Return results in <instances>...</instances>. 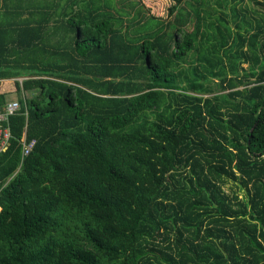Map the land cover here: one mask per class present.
Listing matches in <instances>:
<instances>
[{
    "label": "trees",
    "instance_id": "1",
    "mask_svg": "<svg viewBox=\"0 0 264 264\" xmlns=\"http://www.w3.org/2000/svg\"><path fill=\"white\" fill-rule=\"evenodd\" d=\"M242 1L0 0V81L25 78L0 264H264V0Z\"/></svg>",
    "mask_w": 264,
    "mask_h": 264
},
{
    "label": "built area",
    "instance_id": "2",
    "mask_svg": "<svg viewBox=\"0 0 264 264\" xmlns=\"http://www.w3.org/2000/svg\"><path fill=\"white\" fill-rule=\"evenodd\" d=\"M18 79L24 80L25 78H17L14 80H18ZM22 99L24 100V96L22 97ZM24 106H25L24 116H27L26 105ZM19 110H20V103L18 101L8 102L2 107V109H0V154L5 152L10 144L11 131L9 128V117L16 114ZM34 143H35V140L26 142L25 134H24V137L22 139V155H27L33 148ZM5 184L6 182L1 184L0 189Z\"/></svg>",
    "mask_w": 264,
    "mask_h": 264
},
{
    "label": "rangeland",
    "instance_id": "3",
    "mask_svg": "<svg viewBox=\"0 0 264 264\" xmlns=\"http://www.w3.org/2000/svg\"><path fill=\"white\" fill-rule=\"evenodd\" d=\"M262 1V0H259ZM141 2L148 8V12L151 15L154 16H160V17H165L167 15V8L168 6L171 4V0H141ZM210 3L212 4V6H214L213 0H210ZM242 3H248L247 0L242 1L240 4ZM249 8L251 10H254L255 12H258V7L256 4H254V2H250ZM262 10L264 11V7L262 8ZM227 14H229L228 11H226ZM228 19H230L229 17H227ZM230 25L233 26V23H230ZM245 66V64H244ZM11 82H9V85H11L13 88L11 90V92L6 93V103L14 101L17 99L16 94L14 92V82H18L19 84H21V82L23 81L22 79H18V80H14V79H9ZM4 83H1L0 86L3 87ZM26 98L30 97L29 93H24V95ZM228 186H232L231 183H228ZM233 189H235V187L232 186Z\"/></svg>",
    "mask_w": 264,
    "mask_h": 264
},
{
    "label": "crops",
    "instance_id": "4",
    "mask_svg": "<svg viewBox=\"0 0 264 264\" xmlns=\"http://www.w3.org/2000/svg\"><path fill=\"white\" fill-rule=\"evenodd\" d=\"M11 81H13V80H11ZM11 81L10 80H2V81H0V84L4 83L3 87L0 86V93L6 94L8 92H11V90L13 88L11 85H9V82H11Z\"/></svg>",
    "mask_w": 264,
    "mask_h": 264
},
{
    "label": "water",
    "instance_id": "5",
    "mask_svg": "<svg viewBox=\"0 0 264 264\" xmlns=\"http://www.w3.org/2000/svg\"><path fill=\"white\" fill-rule=\"evenodd\" d=\"M250 132H252V129L250 130Z\"/></svg>",
    "mask_w": 264,
    "mask_h": 264
}]
</instances>
